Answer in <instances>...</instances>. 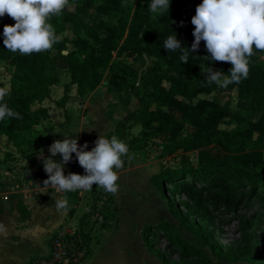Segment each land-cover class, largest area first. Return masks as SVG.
Listing matches in <instances>:
<instances>
[{
  "label": "trees",
  "instance_id": "16d2710c",
  "mask_svg": "<svg viewBox=\"0 0 264 264\" xmlns=\"http://www.w3.org/2000/svg\"><path fill=\"white\" fill-rule=\"evenodd\" d=\"M149 3L150 0H137L132 8L128 0H69L70 6L51 18L49 22L57 35L64 31L65 25H70L75 37L71 50L67 51L66 39L57 49V54L67 51L63 58L69 85L75 86L76 96L82 98L97 89L103 81V73L107 72L108 94L134 96L135 110L115 125V132L120 133L128 147L127 155L122 157L123 166L130 153L144 150L157 139L162 140L161 153L166 156L179 151L219 149L225 160L216 167L171 170L151 180L156 190L170 196L167 201L170 215L198 241L209 246L214 258L262 264L252 260L253 257L264 260V248L258 241L252 250L249 247L223 250L209 240V231L218 217L237 207L243 194L249 192V196L264 202V65L251 62L249 57L248 78L239 84L221 87L205 83L209 67L227 75L231 64L205 58L210 54L203 41L198 51L189 53L187 64L181 62L179 50L164 49L165 40L174 34L182 47L191 48L194 40L191 18L202 0H170L168 13L159 16L149 11ZM86 11H93L106 20H99L95 27L88 28L81 19ZM14 23L7 15L0 18V62H6L12 70L10 87L4 89L8 93L5 102L21 118L0 121V138L4 137L7 144L34 163V158L27 155L35 147L29 135L48 119L49 113L45 107L34 111L31 107L50 98L51 87L58 84V79L48 74L52 64L49 51L21 55L4 47L3 28ZM263 52L254 49V54ZM135 57L155 63L136 70L126 61ZM141 82L146 83L149 91L139 96ZM219 91H234L238 99L246 102L249 114L231 113L228 102L198 98ZM68 100L66 87L56 104L62 107ZM127 122L140 128L138 134L129 139L124 133ZM221 125L233 127L220 129ZM186 127L192 129L190 134L184 133ZM166 184L170 190L166 189ZM16 208L20 221L29 218L30 213L21 200L17 201ZM95 210L92 205L90 213L79 219L72 234L51 236L48 244L52 253L55 240L59 238L65 244L61 257L65 264H84L91 255V238L83 227ZM150 230L167 240L168 250L177 254L176 261H169L168 257L154 251L148 237ZM142 239L147 251L157 256L161 264H211L200 249L180 239L170 223L146 226ZM62 261L55 260L51 254L49 258L32 256L29 264H63Z\"/></svg>",
  "mask_w": 264,
  "mask_h": 264
},
{
  "label": "rangeland",
  "instance_id": "374dc122",
  "mask_svg": "<svg viewBox=\"0 0 264 264\" xmlns=\"http://www.w3.org/2000/svg\"><path fill=\"white\" fill-rule=\"evenodd\" d=\"M128 1L132 8L137 2V0ZM81 19L88 28L95 27L99 20H106L93 11L84 12ZM58 36L59 41L49 51L52 64L48 71V74L58 79V84L51 87L48 100L31 107V111L45 107L49 113L48 119L42 121L29 135L35 144L29 153L32 157L41 153L44 158H49V146L54 141H62L65 134L70 135L69 138H76L78 145L87 143L86 151H91L95 147V141L100 134L109 139L115 135L122 141L120 133L115 132V125L136 108V101L132 94L119 95L106 92L109 77L107 72L103 73V81L95 91L82 98L76 96L75 86L69 85L70 78L63 58L65 53L72 49L71 41L75 38L71 26L65 25L64 31ZM63 39L68 40L67 51L57 54L58 46ZM250 60L264 65V52L253 54ZM126 61L131 62L133 69L136 70L150 67L155 63L154 60L144 62L139 57L129 58ZM159 66H162V63H159ZM11 72L6 62H0V86L3 89L7 90L10 87ZM66 87H68L69 100L60 107L56 101L62 97ZM147 91L149 87L145 82L138 84L139 96ZM198 98L220 103L228 102L231 113L245 116L249 114L246 102L238 99L234 91H219L210 95H200ZM124 125L127 139L136 136L140 130L131 122ZM232 127L233 125H221L220 129ZM191 132L192 129L189 127L184 130L185 134ZM161 144L162 140L157 139L144 150L130 153L126 165L116 170L119 179L118 190L115 193L108 192L98 185H93L90 191L58 192L55 188L54 192L49 193L51 190L46 188H41L42 190L38 187L32 188L29 181L31 178L24 171L35 170L29 166L28 160L18 150L13 149L2 138L0 142V201L3 203L1 204L3 208L0 209V214L5 211L2 224L6 228V234H3V239L0 240V264H29L30 258L35 255L48 258L50 256L48 242L51 236L62 231H75L79 219L90 213L92 205L96 207L95 213L88 218L83 227L91 238L89 244L91 255L85 259L84 264H126L129 260L131 264H151L144 250L146 247L142 239V231L146 226L161 222L170 223L178 237L200 249L211 264H251L247 260L224 262L214 258L209 246L198 241L170 215L167 208L170 196L156 190L151 180L153 176L171 170L216 167L224 162V154L219 149L211 147L189 153L179 151L172 156H166L161 153ZM51 158L55 162H60L62 159L59 154ZM34 167L37 168L36 165ZM64 171L66 176L69 173L85 175L75 154H72V160L64 165ZM165 187L168 190L171 189L169 184ZM45 193L51 201L54 200V206L51 209L54 215H51L48 221L39 219L42 222L40 224L33 222L31 217L25 224L20 223L19 214L15 209L17 200L20 199L26 207H31L30 201L34 198L38 201ZM65 193L69 198L67 210H71V215L69 218L67 216L66 220L63 219L64 209L58 208L56 204L57 198L63 199ZM62 220L64 223L52 231ZM102 225L106 227L103 228ZM34 233L37 235L34 236ZM209 233V240L223 250L247 247L252 250L256 241L264 248V202L249 196V192L243 194L237 207L226 215L218 217ZM148 237L156 253L165 255L169 261L177 260V254L168 250L167 240L159 236V233L150 230ZM26 246L29 248L25 250ZM252 260L255 263L264 264V260L258 257H253Z\"/></svg>",
  "mask_w": 264,
  "mask_h": 264
},
{
  "label": "clouds",
  "instance_id": "9594fccd",
  "mask_svg": "<svg viewBox=\"0 0 264 264\" xmlns=\"http://www.w3.org/2000/svg\"><path fill=\"white\" fill-rule=\"evenodd\" d=\"M169 5L170 0H150L148 9L159 16L168 13ZM69 6V0H0V18L7 15L15 21L14 25L3 28L4 47L21 55L50 51L60 37L49 21ZM191 24L194 26L191 48L182 47L174 34L165 40L164 49L179 50L181 62L187 64L189 53L198 51L203 41L210 54L205 58L231 64L227 75L209 67L205 83L227 87L248 78V58L254 54V49L264 51V0H202L195 9ZM7 95V91L0 88V121L21 118L18 112L8 107L5 102ZM69 136L65 134L62 141H54L49 146V158L40 155L48 176L43 183L58 192L90 191L93 185L111 193L117 192L119 176L116 170L123 167L122 157L128 153L127 145L115 135L109 139L100 134L95 147L86 151L87 143L78 145L77 139ZM57 154L62 157L60 162L51 158ZM72 154H75L85 175L64 174V165L72 160ZM56 204L65 211L69 207L66 197L57 198ZM0 234H6L2 223Z\"/></svg>",
  "mask_w": 264,
  "mask_h": 264
},
{
  "label": "crops",
  "instance_id": "0c3cea01",
  "mask_svg": "<svg viewBox=\"0 0 264 264\" xmlns=\"http://www.w3.org/2000/svg\"><path fill=\"white\" fill-rule=\"evenodd\" d=\"M67 53V52H66ZM65 53V54H66ZM54 87V86H53ZM2 138H4V137H2ZM2 138H0V142H1V139ZM5 139V138H4ZM6 140V139H5ZM7 143V142H6ZM11 146V145H10ZM12 147V146H11ZM13 149H15V148H13ZM16 150H18V149H16ZM41 150V146H40V149H39V151ZM19 151V150H18ZM20 152V151H19ZM20 154H21V152H20ZM28 155H29V153H28ZM40 155H41V153H38L37 155H35V156H33V158H34V163H30V165L29 166H31V167H33V169L35 170V171H24V173H26L27 174V176H29L31 179L29 180L30 181V183H31V185H32V188L33 189H37V187L40 189V190H42L41 188H46L47 190H51L49 193H51V192H54L53 190H55V188L54 187H52V186H50V185H46V184H44L43 182L45 181V180H47L48 179V176H47V174L45 173V171H44V168H43V161H42V159H40ZM57 162V161H56ZM36 163V164H35ZM34 165H36L37 166V168H35L34 167ZM39 167V168H38ZM65 172V171H64ZM0 173H1V171H0ZM0 178H1V175H0ZM2 194V193H1ZM68 195H67V193H65V195H63V198H67V200L69 199L68 197H67ZM20 200V199H19ZM18 201V200H17ZM21 202L23 203V205L25 206V208L29 211V213H30V216H29V218L28 219H26V220H24V221H20V219H19V221H20V223H22V224H25L26 223V221H28V220H30V217L32 218V221L33 222H37L38 224H40V223H42L41 221L42 220H46V221H48L49 219H50V216L51 215H54V213H52V211L53 210H51L52 209V207L54 206V204H53V202H54V200H50L49 198H48V196H46V193H45V195L41 198V199H39L38 201H36L35 200V198L33 199V201H30V203L29 204H32V206L31 207H26V205L24 204V202L21 200ZM1 204H3V203H1V201H0V209L1 208H3V206L1 205ZM16 205H17V203H16ZM16 205H15V209H16V212L18 213V211H17V208H16ZM31 209V210H30ZM19 214V213H18ZM63 214H64V216H63V219L64 220H66V217L68 216V218L70 217V215H71V210H67V211H65L64 210V212H63ZM75 216V215H74ZM73 216V217H74ZM5 217V211L2 213V214H0V223H2L3 221V218ZM19 217H20V215H19ZM39 219H41V221L39 220ZM64 222H63V220L62 221H60L59 223H58V225L54 228V229H52V231H55L57 228H59L60 226H61V224H63ZM34 229V228H33ZM32 229V230H33ZM37 229H38V227H37ZM35 231H37V230H35ZM74 231V230H73ZM37 235V233L35 234L34 233V236H36ZM1 239H3V234H0V240ZM34 246V245H33ZM32 246V247H33ZM48 247H49V244H48ZM29 248V246H26L24 249L26 250V249H28ZM50 249V248H49ZM128 249V251H131V250H129V248H127ZM145 250V252H146V255H147V258H148V261L151 263V264H161V262H160V260H158V258L157 257H155V256H153L152 254H150L146 249H144ZM34 251V250H33ZM122 251V250H121ZM48 252H49V250H48ZM102 254H104V253H102ZM35 256H37V255H35ZM105 256V255H104ZM107 260H110L111 262H112V260L111 259H109V258H107ZM30 261V260H29ZM111 262H109V263H111ZM106 264H108V263H106ZM111 264H114V263H111ZM126 264H131V261L129 260Z\"/></svg>",
  "mask_w": 264,
  "mask_h": 264
},
{
  "label": "built area",
  "instance_id": "2783aa9c",
  "mask_svg": "<svg viewBox=\"0 0 264 264\" xmlns=\"http://www.w3.org/2000/svg\"><path fill=\"white\" fill-rule=\"evenodd\" d=\"M82 190H77V192H81ZM64 232H69L70 234H72L73 231H62V232H59L57 233L58 235L59 234H63ZM65 244L58 238L57 240H55L53 242V249H54V252L52 253L51 250H50V255L52 254L53 255V258L55 260H58V261H62L61 257L64 255V248ZM50 257V256H49ZM48 257V258H49ZM63 264H65L64 261H62Z\"/></svg>",
  "mask_w": 264,
  "mask_h": 264
},
{
  "label": "water",
  "instance_id": "95a60500",
  "mask_svg": "<svg viewBox=\"0 0 264 264\" xmlns=\"http://www.w3.org/2000/svg\"><path fill=\"white\" fill-rule=\"evenodd\" d=\"M147 61V60H146Z\"/></svg>",
  "mask_w": 264,
  "mask_h": 264
}]
</instances>
